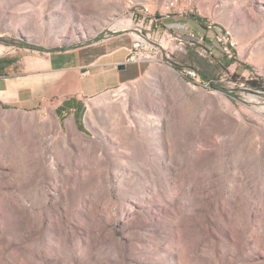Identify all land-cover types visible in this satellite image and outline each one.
<instances>
[{"label":"rangeland","instance_id":"rangeland-1","mask_svg":"<svg viewBox=\"0 0 264 264\" xmlns=\"http://www.w3.org/2000/svg\"><path fill=\"white\" fill-rule=\"evenodd\" d=\"M162 3L0 0V59L19 58L5 72L44 55L25 44L141 22L154 53L143 77L88 98L86 133L53 98L0 104V264H264V88L250 84L264 86V0H189L167 21ZM195 54L230 95L187 77Z\"/></svg>","mask_w":264,"mask_h":264},{"label":"crops","instance_id":"crops-1","mask_svg":"<svg viewBox=\"0 0 264 264\" xmlns=\"http://www.w3.org/2000/svg\"><path fill=\"white\" fill-rule=\"evenodd\" d=\"M167 16L162 18L167 21ZM131 42L130 32L118 30L107 38L100 36L45 51L42 56L22 57L18 72L0 76V104L34 110L53 98L57 116L71 118L68 128L74 130L75 126L86 133L88 98L140 79L151 66V61H126Z\"/></svg>","mask_w":264,"mask_h":264},{"label":"built area","instance_id":"built-area-1","mask_svg":"<svg viewBox=\"0 0 264 264\" xmlns=\"http://www.w3.org/2000/svg\"><path fill=\"white\" fill-rule=\"evenodd\" d=\"M189 4V0H163V3L161 4V10H162V15H169L170 13H173L175 15L177 14H182L187 10ZM144 18L146 16H149L150 22L153 21V13L150 11V13H143ZM168 27L172 28H182L188 30V27L183 24H168ZM208 30L212 28L211 23H208L207 25ZM142 28H144L143 22L139 24L135 28V33H133L132 37V42L131 45L127 48L128 53L126 57L127 62H141V61H146L147 59H151L154 57L153 53V45L150 42L149 34L144 33L142 31ZM118 30H114L113 32H116ZM187 33V36L190 39H194V33L189 31ZM223 43H224V50L227 54L228 57H231L230 49L235 47L236 41L227 35L225 33L222 36ZM186 74L190 75L192 78L196 76V71L193 69H189L186 71Z\"/></svg>","mask_w":264,"mask_h":264},{"label":"trees","instance_id":"trees-1","mask_svg":"<svg viewBox=\"0 0 264 264\" xmlns=\"http://www.w3.org/2000/svg\"><path fill=\"white\" fill-rule=\"evenodd\" d=\"M193 20H196V22L201 26V21L199 18L194 19L193 17L191 18ZM26 46L35 49V50H39V51H50L51 49H45V48H41V47H37L34 46L32 44H25ZM62 48V47H61ZM60 49V47L58 48ZM19 60V58L17 57H11V58H2L0 59V76L7 74V72H5L6 68L15 64L17 61ZM192 61L194 63V67L192 68L193 70H196V72L203 78L206 79L210 82V85L212 88L218 89V90H222L225 93H227L228 95H230L227 90H225L223 87L218 86L217 84L213 83L210 81V76L214 75V71H215V66L213 64V62H211L207 57L204 56H200L199 54H195L192 58ZM177 69H179L176 66ZM188 77V76H187ZM250 84L252 87H258V88H264V86H262V84H259L258 82L252 80L250 81ZM58 109H56L57 112ZM58 114V113H57Z\"/></svg>","mask_w":264,"mask_h":264},{"label":"bare ground","instance_id":"bare-ground-1","mask_svg":"<svg viewBox=\"0 0 264 264\" xmlns=\"http://www.w3.org/2000/svg\"><path fill=\"white\" fill-rule=\"evenodd\" d=\"M126 25H128V23H127ZM187 76H189L190 78H192V77H191L190 75H188V74H187Z\"/></svg>","mask_w":264,"mask_h":264}]
</instances>
